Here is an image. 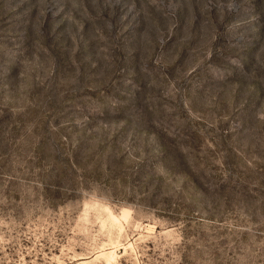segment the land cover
<instances>
[{"label": "rangeland", "instance_id": "1", "mask_svg": "<svg viewBox=\"0 0 264 264\" xmlns=\"http://www.w3.org/2000/svg\"><path fill=\"white\" fill-rule=\"evenodd\" d=\"M0 264H264V0H0Z\"/></svg>", "mask_w": 264, "mask_h": 264}, {"label": "bare ground", "instance_id": "2", "mask_svg": "<svg viewBox=\"0 0 264 264\" xmlns=\"http://www.w3.org/2000/svg\"><path fill=\"white\" fill-rule=\"evenodd\" d=\"M115 254V252H113V254L112 255H114Z\"/></svg>", "mask_w": 264, "mask_h": 264}]
</instances>
